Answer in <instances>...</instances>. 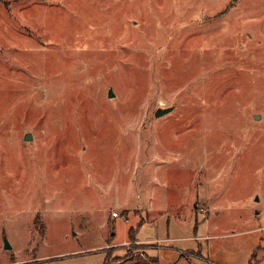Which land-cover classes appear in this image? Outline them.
Instances as JSON below:
<instances>
[{
	"label": "rangeland",
	"instance_id": "374dc122",
	"mask_svg": "<svg viewBox=\"0 0 264 264\" xmlns=\"http://www.w3.org/2000/svg\"><path fill=\"white\" fill-rule=\"evenodd\" d=\"M0 264H264V0H0Z\"/></svg>",
	"mask_w": 264,
	"mask_h": 264
},
{
	"label": "water",
	"instance_id": "95a60500",
	"mask_svg": "<svg viewBox=\"0 0 264 264\" xmlns=\"http://www.w3.org/2000/svg\"><path fill=\"white\" fill-rule=\"evenodd\" d=\"M113 98H114V96H113L112 92L110 91L109 92V99H113ZM172 112H173V109H165V110L159 109V110L156 111V113L154 115V119L155 120H160V119L170 115ZM31 140H32V138L29 135L24 138V142L25 143H28ZM256 202H258V201H256ZM4 250L7 251V252L11 251V248L7 244V242L4 243Z\"/></svg>",
	"mask_w": 264,
	"mask_h": 264
},
{
	"label": "built area",
	"instance_id": "2783aa9c",
	"mask_svg": "<svg viewBox=\"0 0 264 264\" xmlns=\"http://www.w3.org/2000/svg\"><path fill=\"white\" fill-rule=\"evenodd\" d=\"M112 218L117 220V219H119V216L117 214H113Z\"/></svg>",
	"mask_w": 264,
	"mask_h": 264
},
{
	"label": "crops",
	"instance_id": "0c3cea01",
	"mask_svg": "<svg viewBox=\"0 0 264 264\" xmlns=\"http://www.w3.org/2000/svg\"><path fill=\"white\" fill-rule=\"evenodd\" d=\"M157 260V259H156Z\"/></svg>",
	"mask_w": 264,
	"mask_h": 264
}]
</instances>
